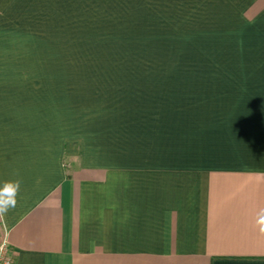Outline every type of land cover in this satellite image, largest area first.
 Wrapping results in <instances>:
<instances>
[{
  "label": "crops",
  "instance_id": "0c3cea01",
  "mask_svg": "<svg viewBox=\"0 0 264 264\" xmlns=\"http://www.w3.org/2000/svg\"><path fill=\"white\" fill-rule=\"evenodd\" d=\"M51 14L61 25L181 35L218 58L193 71L248 89L236 100L250 107L227 115L247 122L234 127L239 144L217 146L227 159L134 160L123 154L162 145L131 146L125 126L119 142L113 130L51 125L66 114L36 113L48 100L17 81L0 48V187L20 181L15 207L0 215V240L14 264H264L255 223L264 211V125L254 123L264 121V0H0V41L32 38Z\"/></svg>",
  "mask_w": 264,
  "mask_h": 264
},
{
  "label": "rangeland",
  "instance_id": "374dc122",
  "mask_svg": "<svg viewBox=\"0 0 264 264\" xmlns=\"http://www.w3.org/2000/svg\"><path fill=\"white\" fill-rule=\"evenodd\" d=\"M33 28L28 39L10 41L3 34L0 48L6 63L16 67L17 81L32 82V96L48 100L49 106L34 105L35 112L45 107L44 112L66 114L67 119H50L51 125L64 124L70 131L77 126L113 130L119 142L116 129L125 126L131 146L162 145L161 152L123 154L134 160L227 159L229 154L217 146H233L242 139L234 136V127L247 122L229 116L246 110L236 99L248 89L193 71L194 66L218 62L217 57H203L195 42L181 35L160 40L153 33L132 32L133 26L61 25L53 14L49 24ZM254 123L264 125L263 120ZM72 159L64 157L69 165Z\"/></svg>",
  "mask_w": 264,
  "mask_h": 264
},
{
  "label": "clouds",
  "instance_id": "9594fccd",
  "mask_svg": "<svg viewBox=\"0 0 264 264\" xmlns=\"http://www.w3.org/2000/svg\"><path fill=\"white\" fill-rule=\"evenodd\" d=\"M20 190V181L6 182L0 187V215H4L16 205V196ZM256 227L264 235V211L257 215Z\"/></svg>",
  "mask_w": 264,
  "mask_h": 264
},
{
  "label": "built area",
  "instance_id": "2783aa9c",
  "mask_svg": "<svg viewBox=\"0 0 264 264\" xmlns=\"http://www.w3.org/2000/svg\"><path fill=\"white\" fill-rule=\"evenodd\" d=\"M0 264H14V258L5 237L0 240Z\"/></svg>",
  "mask_w": 264,
  "mask_h": 264
}]
</instances>
